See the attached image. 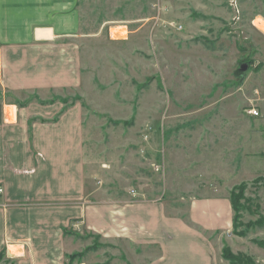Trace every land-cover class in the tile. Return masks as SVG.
<instances>
[{
  "label": "rangeland",
  "instance_id": "obj_1",
  "mask_svg": "<svg viewBox=\"0 0 264 264\" xmlns=\"http://www.w3.org/2000/svg\"><path fill=\"white\" fill-rule=\"evenodd\" d=\"M80 7L83 34L96 43L85 53L86 89L52 98L83 104L95 187L162 202L183 219L193 199H232V228L211 236L218 264H264V0ZM69 240L78 262H127L97 236ZM0 264L14 260L3 254Z\"/></svg>",
  "mask_w": 264,
  "mask_h": 264
},
{
  "label": "crops",
  "instance_id": "obj_2",
  "mask_svg": "<svg viewBox=\"0 0 264 264\" xmlns=\"http://www.w3.org/2000/svg\"><path fill=\"white\" fill-rule=\"evenodd\" d=\"M80 2L0 0V253L14 264H86L68 257L81 232L125 264H218L211 236L233 226L229 199H193L183 219L95 187L83 104L52 98L86 89L96 43L83 34Z\"/></svg>",
  "mask_w": 264,
  "mask_h": 264
},
{
  "label": "trees",
  "instance_id": "obj_3",
  "mask_svg": "<svg viewBox=\"0 0 264 264\" xmlns=\"http://www.w3.org/2000/svg\"><path fill=\"white\" fill-rule=\"evenodd\" d=\"M234 198H239L237 196H235ZM235 201V200H234ZM231 206H232V210L234 211L233 207L235 208V211H236V207H237V203L236 202H232V199H231ZM242 209V206L240 207V210ZM239 211V210H238ZM234 221V219H233ZM4 253H0V257L3 255ZM69 257V260L71 261L72 259L76 258L77 256L75 254H71L68 256ZM232 259L233 260H236V258H231L230 256H227L225 254V260H227L229 263H232Z\"/></svg>",
  "mask_w": 264,
  "mask_h": 264
},
{
  "label": "water",
  "instance_id": "obj_4",
  "mask_svg": "<svg viewBox=\"0 0 264 264\" xmlns=\"http://www.w3.org/2000/svg\"><path fill=\"white\" fill-rule=\"evenodd\" d=\"M247 69V65L243 64L240 66V68L236 71V74H241Z\"/></svg>",
  "mask_w": 264,
  "mask_h": 264
},
{
  "label": "built area",
  "instance_id": "obj_5",
  "mask_svg": "<svg viewBox=\"0 0 264 264\" xmlns=\"http://www.w3.org/2000/svg\"><path fill=\"white\" fill-rule=\"evenodd\" d=\"M251 112H253V114H257V111L256 110H253V111H251ZM0 192H1V189H0Z\"/></svg>",
  "mask_w": 264,
  "mask_h": 264
},
{
  "label": "bare ground",
  "instance_id": "obj_6",
  "mask_svg": "<svg viewBox=\"0 0 264 264\" xmlns=\"http://www.w3.org/2000/svg\"><path fill=\"white\" fill-rule=\"evenodd\" d=\"M115 32V31H114ZM114 34V33H113ZM117 35V34H116Z\"/></svg>",
  "mask_w": 264,
  "mask_h": 264
}]
</instances>
